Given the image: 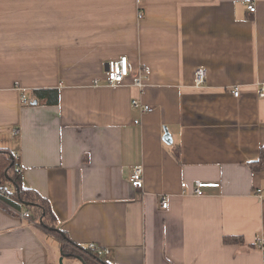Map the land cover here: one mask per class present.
Here are the masks:
<instances>
[{"label": "crops", "instance_id": "1", "mask_svg": "<svg viewBox=\"0 0 264 264\" xmlns=\"http://www.w3.org/2000/svg\"><path fill=\"white\" fill-rule=\"evenodd\" d=\"M121 56L131 75L109 86ZM261 89L264 0H0V146L68 239L108 264H264ZM195 182L220 186L197 197ZM15 205L0 207V264H84Z\"/></svg>", "mask_w": 264, "mask_h": 264}, {"label": "trees", "instance_id": "2", "mask_svg": "<svg viewBox=\"0 0 264 264\" xmlns=\"http://www.w3.org/2000/svg\"><path fill=\"white\" fill-rule=\"evenodd\" d=\"M46 92L35 91L34 94ZM263 163L264 148L261 149L260 159L256 164L260 168ZM15 203L26 207L42 229L62 241L61 256L79 258L84 264H108L103 254L91 251L89 248L78 247L68 239L67 234L58 228L57 219L49 201L36 190L24 187L21 174L17 171L14 154L0 146V207L4 209L10 206L16 207ZM224 243L242 244L243 240L225 238Z\"/></svg>", "mask_w": 264, "mask_h": 264}, {"label": "built area", "instance_id": "3", "mask_svg": "<svg viewBox=\"0 0 264 264\" xmlns=\"http://www.w3.org/2000/svg\"><path fill=\"white\" fill-rule=\"evenodd\" d=\"M248 11L250 13L255 12V6L254 4H249L247 7ZM139 18L142 17V15H138ZM131 75V69H130V63L128 61V58L126 56H121L118 59L109 60L105 64V80L106 83L109 86H119L122 85ZM149 78V70L146 67H141L138 70V74L136 77H133L131 79V86L134 88H137L138 90H143L146 82ZM206 79V71L203 68H198L194 72V86L195 87H201L205 83ZM234 97L239 96V89L234 88L232 92ZM260 97H264V91L263 89L260 90L259 93ZM20 102L23 104H26L27 101L21 96ZM131 107L138 111L140 114L144 113H150L153 111V108L149 105L143 104L141 101L137 99L131 100ZM134 124H138V121L135 120ZM12 135L15 137L18 135V131L16 129L13 130ZM18 173H20V169L17 168ZM129 183L132 188L136 190H141L143 188V168L141 166L133 167L130 170L129 175ZM186 185L183 184L182 188H184ZM219 184L217 183H204V182H195L192 187V193L194 196L202 197L205 195V190L207 189H216L219 188ZM256 195L259 198H263L261 195V191L258 189L256 190ZM168 206V202L166 198H162L160 200V207L162 209H166ZM22 219L24 220H30L31 219V213L29 211H24L20 214ZM91 251H95L98 253L108 254L109 250H102L94 245H91L89 247Z\"/></svg>", "mask_w": 264, "mask_h": 264}, {"label": "water", "instance_id": "4", "mask_svg": "<svg viewBox=\"0 0 264 264\" xmlns=\"http://www.w3.org/2000/svg\"><path fill=\"white\" fill-rule=\"evenodd\" d=\"M33 104H36V103H33ZM163 141L168 145H170L172 143L171 136L169 135V133L166 129L164 130ZM61 262H62V258L60 259L59 263L61 264Z\"/></svg>", "mask_w": 264, "mask_h": 264}, {"label": "rangeland", "instance_id": "5", "mask_svg": "<svg viewBox=\"0 0 264 264\" xmlns=\"http://www.w3.org/2000/svg\"><path fill=\"white\" fill-rule=\"evenodd\" d=\"M28 98H30V97H28Z\"/></svg>", "mask_w": 264, "mask_h": 264}]
</instances>
